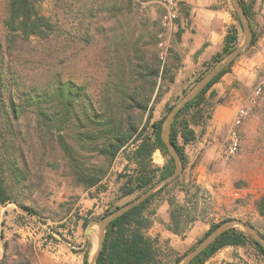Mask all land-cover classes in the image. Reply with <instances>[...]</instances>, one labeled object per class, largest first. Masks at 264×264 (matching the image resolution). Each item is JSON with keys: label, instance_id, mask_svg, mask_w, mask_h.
Masks as SVG:
<instances>
[{"label": "trees", "instance_id": "1", "mask_svg": "<svg viewBox=\"0 0 264 264\" xmlns=\"http://www.w3.org/2000/svg\"><path fill=\"white\" fill-rule=\"evenodd\" d=\"M41 1L6 0V14L0 22V204L14 202L24 211L21 217L35 216L39 222L43 221L37 210L27 201L39 165L62 171L76 184L93 188L102 184L113 161L123 153L126 164L119 173L124 179L119 186L121 197L135 192L140 195L155 185L157 178L159 181L174 173L175 160L162 130L176 103L167 102L157 119L153 114L155 102L176 81L177 68L159 46L164 31L161 17L145 10V3L154 0H54L56 19L42 13ZM240 2L252 29L248 48L256 43L260 32L254 25L252 6L245 0ZM233 16L238 24L228 28L222 50L215 53L212 62L221 60L240 43L243 27L235 10ZM96 42L98 51L92 60L102 73L98 84L92 86L73 75L66 76L65 65ZM234 62L176 115L170 136L183 168L186 147L197 139L195 126L208 117L206 95ZM157 149L167 156L163 166L153 162ZM178 177L107 226L95 264H167L164 253L173 249L169 239L149 234L154 223L149 204ZM122 205L106 211L102 218ZM255 210L258 222H246L264 236V193L255 200ZM92 213L82 214L77 209L72 216L84 219L87 225ZM192 213L188 206L170 198L166 228L183 235L195 220ZM224 221L212 224L198 244ZM59 235L63 236L62 232ZM247 244H253L264 256V247L254 237L233 227L190 264H204L224 247ZM4 246L0 264H34L20 249H11L9 240ZM88 257L87 251L85 264ZM182 259L177 256L172 264Z\"/></svg>", "mask_w": 264, "mask_h": 264}, {"label": "rangeland", "instance_id": "2", "mask_svg": "<svg viewBox=\"0 0 264 264\" xmlns=\"http://www.w3.org/2000/svg\"><path fill=\"white\" fill-rule=\"evenodd\" d=\"M53 1L42 0L39 5L43 14L56 19ZM230 3L235 10L231 1ZM145 10L152 16H160L162 22L166 13L164 0L145 3ZM5 14L6 0H0L1 23ZM58 16L63 17L59 14ZM252 16L260 37L253 46L245 48L236 57L230 71L208 91L206 95L208 117L204 123L195 126L197 139L186 147V167L178 174V179L172 181L168 189L149 204L150 210L154 211L152 214L154 223L149 229V234L169 239L173 249L172 252L164 253L163 257L167 264H172L175 257H184L190 252L198 244L199 238L216 222L231 218L254 224L258 222L255 200L264 193V40L261 35L264 23L256 19L253 11ZM234 24H238L236 19ZM162 26L164 27L162 53L177 66L176 81L155 102L153 119L163 115L167 102L177 103L184 95L185 89L187 91L191 89L200 79V75H205L220 61H211L218 51L204 54L201 59H185L186 52L180 45L181 34L178 26L172 28L163 24ZM243 38L244 31L240 28V43ZM222 47L223 45L219 51ZM97 51V42L93 47L84 48L76 59L65 65V75H73L81 82L88 81L92 86L98 84L102 73L92 60ZM259 85L262 86V90L256 94ZM254 98L256 102H253ZM241 107H248L249 113L240 124H237V114ZM217 108L223 110L222 115L233 112L231 121L226 124L215 122L213 114ZM233 131L238 134L239 147L230 159H226L225 151L231 142ZM166 161L167 156L157 149L153 155V162L157 166H163ZM125 164L126 159L122 153L113 161L110 172L102 184L93 188L76 184L62 171L49 170L44 165H39L41 168L34 176L35 186L27 201L35 207L44 223L37 221L35 216L23 218L20 215L15 218V223L30 227L31 240L22 243L21 239L19 240L22 233L17 232V235L9 231L11 249H20L34 264L39 261L47 262L49 255L56 250L53 243L59 238V232H62L63 236L76 246L83 244L84 238L89 237L90 245L84 246L82 250L88 251L92 259L98 247L99 223L105 218H102L103 214L143 193L139 195V192H135L128 196H120L119 186L124 179L119 177V173L124 171ZM42 169L44 171L41 172ZM236 192H239V195H236ZM93 197L96 201L91 205L92 220L90 225L86 226L87 232L85 226L78 229L73 227L74 211L80 209L87 212L84 209L88 206L86 200ZM172 197L178 203L188 206L195 216V220L183 235L175 234L166 228L169 219V199ZM229 262L264 264V256L253 244L227 246L217 251L204 264Z\"/></svg>", "mask_w": 264, "mask_h": 264}, {"label": "crops", "instance_id": "3", "mask_svg": "<svg viewBox=\"0 0 264 264\" xmlns=\"http://www.w3.org/2000/svg\"><path fill=\"white\" fill-rule=\"evenodd\" d=\"M180 2L179 15L177 18L178 28L180 31V45L186 52L185 59L197 58L201 59L204 54L219 51L223 45L225 34L228 28L235 23L233 16V8L231 0H178ZM247 4L252 6V11L255 13L257 20L264 23V0H245ZM264 28V27H263ZM264 36V31L261 34ZM262 39L264 40V37ZM223 110L217 108L213 114L215 122L226 124L231 121L233 112L222 115ZM95 198L86 200L87 211L91 210V205L95 203ZM96 208V206H95ZM85 213L84 210L81 211ZM93 212V211H92ZM24 211L18 207L14 202L0 204V258L5 253V240L10 241L9 231L13 233H22V243L31 240L30 227L21 223H15L14 220L18 216H22ZM92 214L89 215L91 217ZM92 220V219H91ZM90 220V221H91ZM87 225L84 219L76 220L73 218L72 226L80 228L85 226L87 232ZM2 234L4 236H2ZM18 235V234H17ZM89 237L84 238V243L76 246L71 240L64 236H59L53 243L56 250L49 255L47 262H35L36 264H85L86 250H82ZM40 242V241H39ZM38 242V243H39ZM44 243L43 240H41ZM11 247V245H10ZM46 247L48 245L46 244ZM90 255V254H89ZM91 258L88 257V264Z\"/></svg>", "mask_w": 264, "mask_h": 264}, {"label": "water", "instance_id": "4", "mask_svg": "<svg viewBox=\"0 0 264 264\" xmlns=\"http://www.w3.org/2000/svg\"><path fill=\"white\" fill-rule=\"evenodd\" d=\"M231 2L234 6V9L243 27L244 38L242 42L232 52L227 54L222 60H220L217 64H215L203 77H201L197 81V83L191 89H189L182 96V98L174 105V107L168 113L163 124L162 138L167 145L169 153L173 156L175 160L176 167L174 173L158 181L155 185H153L148 190L143 192L140 196L136 197L135 199L129 201L128 203L122 205L115 211L111 212L99 223L100 233H99L98 247L90 261V264L96 263V259L104 245L107 226L115 218H117L118 216L122 215L132 207L144 201L148 196H150L163 184L176 178L183 169L182 160L179 154L177 153L176 148L172 144L171 136H170L171 127L176 119L177 113L188 102L193 100L216 75H218L227 65H229L233 60H235L236 57L250 44L252 39V29L249 24L248 17L246 16V13L244 11V8L241 5L240 0H231ZM238 226L241 227L243 230H245L247 233H249L252 237H254L264 247V236L260 232H258L256 228H254L252 225L248 224L247 222L241 219L231 218L225 220L220 225H218L213 231H211L195 248H193L183 257V259L179 262V264H190L192 260H194V258H196L204 249H206L212 242H214L219 235H221L223 232H225L230 228L238 227Z\"/></svg>", "mask_w": 264, "mask_h": 264}, {"label": "built area", "instance_id": "5", "mask_svg": "<svg viewBox=\"0 0 264 264\" xmlns=\"http://www.w3.org/2000/svg\"><path fill=\"white\" fill-rule=\"evenodd\" d=\"M166 7V13L162 18V24L166 27H177V18L179 15L180 2L178 0H164ZM160 46H163V41L160 42ZM262 90V86L259 85L256 90V94H259ZM253 102H256V99H253ZM249 113L248 107H241L238 110L236 123L240 124L242 119L247 116ZM239 147V137L236 131H233L232 138L229 146L225 151V158L230 159L238 150ZM236 195H239V192H236Z\"/></svg>", "mask_w": 264, "mask_h": 264}]
</instances>
